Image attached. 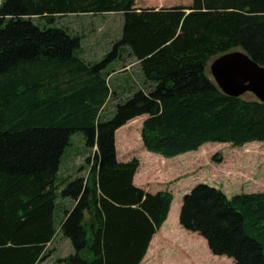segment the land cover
Masks as SVG:
<instances>
[{"label":"trees","instance_id":"obj_1","mask_svg":"<svg viewBox=\"0 0 264 264\" xmlns=\"http://www.w3.org/2000/svg\"><path fill=\"white\" fill-rule=\"evenodd\" d=\"M135 3L0 0V264L42 263L56 220L73 247L59 264L140 263L172 196L134 186L138 160L116 159L115 131L135 117L147 116V151L167 158L207 142L264 141V102L225 95L207 70L237 48L264 66V0ZM108 13L122 15V35L97 63L80 56V34L55 25L66 15ZM125 58L139 66L142 86L110 85L118 68L109 64L124 67ZM75 132L90 150L87 173L60 190L57 173ZM60 197L74 203L60 207L58 219ZM179 221L214 255L264 264V192L228 198L198 184L183 198Z\"/></svg>","mask_w":264,"mask_h":264},{"label":"rangeland","instance_id":"obj_2","mask_svg":"<svg viewBox=\"0 0 264 264\" xmlns=\"http://www.w3.org/2000/svg\"><path fill=\"white\" fill-rule=\"evenodd\" d=\"M191 2L192 0H136L135 6L137 8H169L179 5L189 6ZM55 25L68 28L72 33L80 34L82 36L81 49L78 51L80 56L88 62L97 63L103 60L111 50L113 43L121 37L123 17L119 13L73 14L58 18ZM125 60L129 64L130 71L127 75L123 71H119L118 76L109 79L110 85L112 87L119 85L120 88L126 90L131 85L133 87L142 86L139 66L131 58H125ZM121 63L124 61L121 62L117 59L115 62L112 61L109 67L115 66L117 69L121 67ZM116 91L118 94L124 95L119 92V89ZM251 96V94L244 95V97ZM112 106L113 103L110 100L105 108L106 114L111 112ZM144 119L145 116H140L127 127L118 130L116 141L119 156H123L125 159L133 157L139 159L141 168L136 173V182L141 183L146 191L154 193L158 190L170 189L173 194L171 220L174 219L177 210L179 211L178 203H181L183 195L188 192L187 188H192L198 183L216 187L228 197L241 192L264 191V142L247 143L241 147L209 142L204 144V149L201 147L198 151H190L159 161L160 158L157 159V156L153 157L145 151L141 141V121ZM87 154L89 152L84 144L83 134L75 132L62 156L57 182L66 177L64 174L66 168V171L74 173V175L80 172L82 168L80 171L77 169L81 167L80 164L85 161ZM158 162L160 163L157 164ZM62 202L66 203L67 199L59 201V204H63ZM57 216L59 219L61 213L57 212ZM58 227L59 222L56 220L57 231ZM196 236L200 239L196 237V240H193L188 234L179 233V235L171 236L173 243H168V239L163 242L156 239L155 236L140 264H228L231 262L226 256L213 255L205 240L199 235ZM47 251H49V255L40 264H59L58 260L71 253L73 247L69 240L58 235L48 245Z\"/></svg>","mask_w":264,"mask_h":264},{"label":"water","instance_id":"obj_3","mask_svg":"<svg viewBox=\"0 0 264 264\" xmlns=\"http://www.w3.org/2000/svg\"><path fill=\"white\" fill-rule=\"evenodd\" d=\"M209 71L225 95L239 97L250 92L264 102V66L245 51L232 50L214 58L209 63Z\"/></svg>","mask_w":264,"mask_h":264},{"label":"crops","instance_id":"obj_4","mask_svg":"<svg viewBox=\"0 0 264 264\" xmlns=\"http://www.w3.org/2000/svg\"><path fill=\"white\" fill-rule=\"evenodd\" d=\"M125 69V71H124V74H126L127 75V73H128V71H130V69H129V65L126 67V68H124ZM129 73H131V72H129ZM114 75H116V73L114 74ZM113 75V76H114ZM129 79V78H128ZM128 96V95H127ZM125 127V126H124ZM124 127H122V128H124ZM117 136H118V133L116 134V139H117ZM116 151H117V159H118V161H120V162H126V161H128L129 159H125V157H123V156H119V150H118V146H117V141H116ZM124 155V154H123ZM151 156H153V157H155L154 155H152V154H150ZM139 168H141V162H140V167ZM139 168H138V171H139ZM137 171V172H138ZM133 182H134V184H137L138 186L140 185V183H137L136 182V174L134 175V178H133ZM61 201H63V200H61ZM63 203V202H62ZM72 202H70L68 199H67V202L66 203H64L63 204V207H65V208H67V207H69V205L71 204ZM176 233H181L180 232V230H178V228H177V224H172V225H170L169 224V219L162 225V227H161V229H160V231L156 234V239H159V240H162L163 242H165V240H169V241H173L172 239H171V236H173V235H176ZM57 238V237H56ZM55 238V239H56ZM55 239H53L52 240V242L55 240ZM51 242V243H52ZM160 244V243H159Z\"/></svg>","mask_w":264,"mask_h":264},{"label":"bare ground","instance_id":"obj_5","mask_svg":"<svg viewBox=\"0 0 264 264\" xmlns=\"http://www.w3.org/2000/svg\"><path fill=\"white\" fill-rule=\"evenodd\" d=\"M124 68H125V67L118 68L116 71H117V72H119V71H120V72H121V71H123V72H124V71H125V69H124ZM250 144H253V143L251 142ZM202 149H204V148L202 147Z\"/></svg>","mask_w":264,"mask_h":264}]
</instances>
